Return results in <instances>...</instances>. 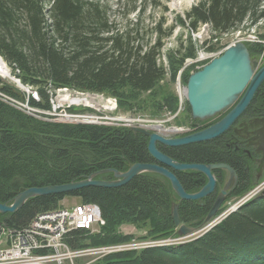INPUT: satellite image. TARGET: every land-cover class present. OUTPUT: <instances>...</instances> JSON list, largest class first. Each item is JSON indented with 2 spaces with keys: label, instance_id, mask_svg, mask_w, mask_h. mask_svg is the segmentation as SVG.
<instances>
[{
  "label": "trees",
  "instance_id": "trees-1",
  "mask_svg": "<svg viewBox=\"0 0 264 264\" xmlns=\"http://www.w3.org/2000/svg\"><path fill=\"white\" fill-rule=\"evenodd\" d=\"M110 2L0 0V58L13 78L37 94L38 100L27 96L30 107L50 110L51 97L65 88L113 97L118 113L173 114L178 98L171 86L185 61L195 58L199 47L212 51V42L221 36L255 29L264 20V0H199L183 14H174L170 24L165 17L169 9L160 0H117L115 7ZM147 6L158 7L161 14L153 27L142 28ZM132 14L134 21L129 18ZM203 25L209 37L197 44L192 34ZM177 27L185 35L179 34L174 47L162 52ZM246 46L251 57L261 50L257 44ZM161 54L166 66L158 61ZM192 70L182 71L183 83ZM0 90L23 100L1 79ZM189 121L193 123L191 114ZM157 148L185 164L206 165L226 155L215 140L160 143ZM136 163L157 162L147 150V138L129 127L44 120L0 99L1 204H11L31 187L68 184L107 169L124 172ZM169 170L187 192L203 185L196 174ZM112 177L113 173L103 172L95 178ZM245 181L243 173L237 196L250 187ZM66 197L96 204L104 220L98 233L71 231L67 242L73 249L125 242L132 236L119 232L125 224L144 228L146 235L141 238L177 235L171 217L175 193L166 178L152 172L118 186L88 185L68 194L31 197L17 211L0 214V226L21 229L37 214L59 208ZM207 211L195 200L182 201L178 207L181 222L196 228L204 223ZM91 264H264V194L195 239L111 253Z\"/></svg>",
  "mask_w": 264,
  "mask_h": 264
},
{
  "label": "water",
  "instance_id": "water-1",
  "mask_svg": "<svg viewBox=\"0 0 264 264\" xmlns=\"http://www.w3.org/2000/svg\"><path fill=\"white\" fill-rule=\"evenodd\" d=\"M264 80V64L259 65L258 61L251 57L245 43L237 42L227 47L224 52L210 60L202 68L190 73L185 84V99L188 105L191 118L195 120H205L213 117L221 111L231 106L243 92L241 98L233 108L219 121L204 129L177 137H165L147 129L132 126L130 129L140 133L147 138V150L152 158L157 162L153 164H131L124 172L114 169H107L91 174L87 179L69 182L58 186L31 187L20 192L11 204L0 203V214L13 213L17 211L24 202L34 196L46 194H68L78 188L88 185L95 186H118L125 184L134 176L144 172H152L166 178L179 200H200L210 194L215 187L216 181L211 173V169L225 168L234 176L233 170L225 164H185L178 163L174 159L160 152L157 143L176 146L194 142L212 140L227 130L233 121L243 112L251 101L257 87ZM177 171L195 170L206 175V183L196 192H187L176 176L169 170ZM103 172L113 173L112 180H102L95 178ZM231 184V179L225 184L221 192L214 200L204 223L208 224L213 220L220 208L227 189ZM178 203H173L171 207V217L177 228L178 237H186L197 232L192 227L181 223L178 216ZM215 226V225H213ZM208 227L203 233L208 231ZM201 233L194 238L201 236ZM193 238V239H194Z\"/></svg>",
  "mask_w": 264,
  "mask_h": 264
},
{
  "label": "rangeland",
  "instance_id": "rangeland-1",
  "mask_svg": "<svg viewBox=\"0 0 264 264\" xmlns=\"http://www.w3.org/2000/svg\"><path fill=\"white\" fill-rule=\"evenodd\" d=\"M160 1L162 2V4H165L169 9V11L165 13V17L167 19L166 24H170L174 14H183L185 11L189 10L192 5L196 4L199 0H160ZM110 4L113 7H115L117 4V0H111ZM160 14L161 12L158 7L153 8V7L147 6L144 14L141 16L142 28L153 27L158 17L160 16ZM117 16L119 17V15ZM129 18L131 21H134L135 16L132 14L129 16ZM179 34H182L184 36L185 32L180 30L177 27L175 31L173 32L172 36L166 40L162 52L174 47L175 41ZM192 36L196 39L197 44H200L202 40L204 41L205 39H207L209 37V31H208L207 25L201 26L199 31L197 33L192 34ZM252 36L254 38L260 37V39L264 41V20L255 29L251 28L247 30L245 28L244 31H237L233 34L221 36L218 42L217 41L212 42V44H214V48L212 51L213 52L221 51L223 53L227 47L234 45L231 43L239 42V40L243 39L244 37L251 38ZM245 44L247 43L245 42ZM248 44H253V45L257 44L261 47V50L256 55H252L254 59L256 58L259 59L261 56L264 59V42L263 43H248ZM198 52H199L198 59L203 60L207 58L206 52H209V51L203 50L201 47H199ZM187 60H190V59H187ZM158 61L159 62L162 61L164 65L166 66L164 54L163 55L161 54V57L158 59ZM208 62L209 61H207V63ZM190 63H192L193 65L189 64L184 68L182 67L180 72L177 74L174 83L171 86V88L173 89L174 93L176 94L178 98L177 110L173 114L165 112L161 116H158V117H150L144 114L129 115V114L118 113L117 106H116V100L113 97H110L104 94L80 93V92L72 91V90L65 89V88L56 90L55 94L51 97L50 99L51 109L50 110L42 111L40 109L31 108V110L33 111H30V109L24 108V106L26 104L28 94L31 96L32 93H35V91L30 90L28 87L22 85L17 79L13 78L12 76L10 77L9 68L5 64V62L4 64L9 74L8 76H2L0 74V79L2 83L9 85L11 87H14L18 91V93H20V98L23 100L13 99L12 97L2 92L1 90H0V99L10 102L15 106L20 107L21 109H24L26 113H29L31 115H34L37 118H41L44 120L64 122V123H76V122L87 123L88 122L89 124H105V125H112V126L121 125V126L129 127V128L132 126L144 128L139 125H145L147 126V128H144V129H147L150 132H156L161 135L164 134L166 135L165 137L174 136L171 134H178L180 136V133H176V131L174 130L183 129L182 131L185 132L187 129H189L190 132H187V134L194 133L195 132L194 130H198L197 128L191 129V127H188V125L191 123L189 121L190 112L187 110V107L185 105L186 99H185L184 88H185L186 83H183L181 81L182 71L186 68H189V67L193 68L196 66L194 65V62H190ZM194 71H196V68L192 70L191 72H194ZM64 98H66V101L63 100ZM36 99H38V97H36ZM73 99H78L79 104L77 105L70 104L69 101ZM261 194H264V177L258 181L251 182L248 190L242 195H238V196L234 195L228 198V200L224 203L220 211L217 212V215L213 220H211L208 224L203 223L198 228L193 227L195 230H197V232L194 233L193 235L186 236L185 238H182L180 240H178L177 235H171V236H165V237H159V238H141L146 235V230L144 228H139L138 226L131 225V224L121 225L119 227V232H121L122 234L132 235L129 240L135 239L137 241L146 240V241H156V242L166 241V240L180 241V242H176V244L152 243L149 245H144V247H142L141 249L146 248V247H151V246H168V245L171 246V245L181 244L186 241L192 240L195 236H198L201 233H203L208 227H211L219 223L228 214L237 210L241 205L245 204L247 201ZM78 203H83V202H80V199L78 197H66L61 201L60 207H69V206H73ZM99 228L100 226H97V225L94 226V230L91 231V233H98ZM175 232L177 233V228H175ZM1 233L3 234L4 231H1ZM5 238L6 236L2 237V239H5ZM88 259H90V257L79 258L77 261H75V264H84Z\"/></svg>",
  "mask_w": 264,
  "mask_h": 264
},
{
  "label": "built area",
  "instance_id": "built-area-1",
  "mask_svg": "<svg viewBox=\"0 0 264 264\" xmlns=\"http://www.w3.org/2000/svg\"><path fill=\"white\" fill-rule=\"evenodd\" d=\"M239 42L263 43L264 41L261 40L260 37L254 38L252 36L251 38L244 37L243 39L239 40ZM221 53V51H209L206 52L208 59L205 58L200 60L198 59V52L195 58L185 61L183 68L189 64H192L190 62H194V65L196 66L193 68L198 70L205 65V62L207 63V61L212 60ZM258 60L259 62H262L264 59L261 56ZM31 96L34 99L38 97L36 93H32ZM28 106V102L26 101L24 108L33 111L31 110L32 107L29 106V108ZM17 108L21 109L20 107ZM139 126L147 128L145 125ZM182 130L183 129H176L174 131H176V133H180V135L190 132L189 129H187L185 132ZM103 224L104 220L101 217L100 209L96 204L78 203L73 206L59 207L51 211L39 213L27 226L18 230L1 225L0 264H75V261L83 257H90V259L84 263L90 264L111 253L137 251L144 247V245H149L152 243L176 244V242H180L178 240L185 238L178 237L177 241L166 240L160 242L146 240L137 241L135 239H131L128 240V242L125 241L109 245L92 246L82 249H73L69 246L67 237L71 231L76 229L93 231L94 226H102ZM1 231H4V233L2 234ZM3 236H6V238L2 239Z\"/></svg>",
  "mask_w": 264,
  "mask_h": 264
},
{
  "label": "flooded vegetation",
  "instance_id": "flooded-vegetation-1",
  "mask_svg": "<svg viewBox=\"0 0 264 264\" xmlns=\"http://www.w3.org/2000/svg\"><path fill=\"white\" fill-rule=\"evenodd\" d=\"M263 64L264 61L260 63V65ZM243 92L238 96L237 100L234 102L235 104L241 98ZM234 103L227 109L221 111L211 118L205 120L193 119V123L189 124L188 127H191V129H196L199 126H204L201 129L209 127L225 116L233 108L235 105ZM177 136L179 135H174L171 137ZM212 140H215L219 143L221 149L225 151L226 155L221 159V161L209 164H225L233 170L234 176L231 177L230 171L225 168L211 169V173L216 181L214 190L200 200H195L201 208L208 210L207 213L209 212L214 200L223 189L224 185L228 183L230 179L231 185L226 191L218 212L228 200V198L236 195L238 192L239 182L242 181L243 173L246 176V185L253 181H258L264 177V80L257 87L251 101L243 110V112L233 121L227 130ZM159 144L160 143H157V146H159ZM180 172L196 174L198 182L203 181V185L207 181L206 175L202 172L195 170H185ZM242 185L244 186V183ZM242 185L240 187H242ZM175 200V203L178 204H180L182 201H185L179 200L176 195ZM189 227L193 228V226Z\"/></svg>",
  "mask_w": 264,
  "mask_h": 264
},
{
  "label": "bare ground",
  "instance_id": "bare-ground-1",
  "mask_svg": "<svg viewBox=\"0 0 264 264\" xmlns=\"http://www.w3.org/2000/svg\"><path fill=\"white\" fill-rule=\"evenodd\" d=\"M236 44V43H235ZM0 74L2 75V76H8V70H7V68H6V66H5V64H4V62L2 61V59L0 58ZM28 87V86H27ZM30 89V88H29ZM184 91H185V88H184ZM18 92V91H17ZM80 99V98H79ZM63 100H65L66 101V98H64ZM75 102V103H74ZM83 102V101H82ZM69 103L70 104H75V105H77V104H79V100L78 99H73V100H71V101H69ZM235 104V103H234ZM226 113V112H225ZM223 141V140H222ZM251 171V170H250ZM250 173V172H249ZM231 185V184H230ZM225 186V185H224ZM221 192V191H220ZM211 199V198H210ZM8 226V225H7ZM201 229V228H200ZM169 246V245H168Z\"/></svg>",
  "mask_w": 264,
  "mask_h": 264
}]
</instances>
